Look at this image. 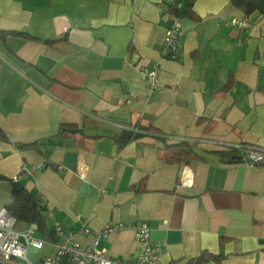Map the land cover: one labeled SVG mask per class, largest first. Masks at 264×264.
<instances>
[{
  "label": "crops",
  "instance_id": "obj_1",
  "mask_svg": "<svg viewBox=\"0 0 264 264\" xmlns=\"http://www.w3.org/2000/svg\"><path fill=\"white\" fill-rule=\"evenodd\" d=\"M172 1L0 0V207L25 164L36 171L18 184L51 231L144 222L167 244L157 264L203 251L220 257L207 264H264V165L224 145L264 149V0L249 14L231 0H186L181 46L166 58ZM154 62L150 90L141 69ZM148 123L168 142L189 141L199 159L165 163L153 133L117 150L116 136ZM97 247L119 264L141 251L130 227Z\"/></svg>",
  "mask_w": 264,
  "mask_h": 264
},
{
  "label": "built area",
  "instance_id": "obj_2",
  "mask_svg": "<svg viewBox=\"0 0 264 264\" xmlns=\"http://www.w3.org/2000/svg\"><path fill=\"white\" fill-rule=\"evenodd\" d=\"M186 0H173L168 4L166 11L167 25L162 42L161 53L166 58H175L181 46L182 28L180 23L181 12ZM231 24L245 32L251 27L247 19H232ZM158 62L151 63L141 69L142 76L150 90L158 87ZM226 150L241 153L244 161L249 165L264 162V149L253 148L243 144L225 143ZM36 167L23 164L18 173L12 177L13 182H19L31 176ZM17 220L7 208L0 207V264H119L117 259H111L107 250L98 248L100 239H106L110 234L130 227L135 240L140 244L141 251L136 264H157V260L167 244L162 240L151 237V231L144 222L120 223L107 222L100 230H93L84 221L77 231H66L58 223L52 228V238L43 239L35 235L36 228L28 227L23 230L16 229ZM78 234L91 236L92 242L82 247L76 240ZM49 247V252L37 258L44 247ZM29 250L36 251L32 260L28 257Z\"/></svg>",
  "mask_w": 264,
  "mask_h": 264
},
{
  "label": "trees",
  "instance_id": "obj_3",
  "mask_svg": "<svg viewBox=\"0 0 264 264\" xmlns=\"http://www.w3.org/2000/svg\"><path fill=\"white\" fill-rule=\"evenodd\" d=\"M261 0H231L232 4L237 7H242L246 11V13H251L255 10L257 3ZM187 7V4L184 5V8ZM5 32L0 31V36L3 38L5 37ZM25 37H29L28 35L22 34ZM66 34L63 36L47 41V43H56L65 39ZM69 126L61 125L60 132L61 133H68ZM143 132H141V131ZM153 133L157 136L159 140L163 142V146L158 148L159 156L165 163H189L193 160L199 159V156L195 153L192 144L189 141L181 140L175 142H168L167 138L163 135L161 136L159 130L154 127L152 124H144V125H137L136 130L125 129L121 133L120 136H116L114 138V142L117 146V150L120 151L127 143L132 140L139 139L146 134ZM0 137H4V135L0 131ZM23 145V146H30ZM256 148L254 146H250ZM226 153L231 154L232 158H238L241 156V153L234 150H226ZM242 157V156H241ZM257 165H264V162L257 164ZM12 183V202L7 205V210L9 213L16 218L18 221H25L28 223H33L36 225L39 234L44 239L52 238V231L49 229L46 217L42 214L38 201L35 197H33L24 187L20 186L18 182H11ZM214 260L219 261L220 257L216 255H212L206 251L200 253L197 257L192 258L186 263L183 264H207L208 261ZM169 264H181L178 261L171 262Z\"/></svg>",
  "mask_w": 264,
  "mask_h": 264
},
{
  "label": "rangeland",
  "instance_id": "obj_4",
  "mask_svg": "<svg viewBox=\"0 0 264 264\" xmlns=\"http://www.w3.org/2000/svg\"><path fill=\"white\" fill-rule=\"evenodd\" d=\"M47 223H48V225L50 227L51 226V221L48 220ZM28 226H29L28 222L19 221V222H17L15 227H16V229H21L22 230V229H26ZM35 235L39 236L40 234L38 232H35ZM48 252H49V247L46 246L39 252V255H37L38 256L37 258H40L41 256L45 255ZM35 256H36V251L29 250L28 257L33 260L35 258Z\"/></svg>",
  "mask_w": 264,
  "mask_h": 264
}]
</instances>
